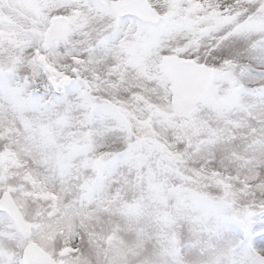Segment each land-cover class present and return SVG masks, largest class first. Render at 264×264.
Listing matches in <instances>:
<instances>
[{"label":"snow or ice","instance_id":"snow-or-ice-1","mask_svg":"<svg viewBox=\"0 0 264 264\" xmlns=\"http://www.w3.org/2000/svg\"><path fill=\"white\" fill-rule=\"evenodd\" d=\"M0 264H264V0H0Z\"/></svg>","mask_w":264,"mask_h":264}]
</instances>
